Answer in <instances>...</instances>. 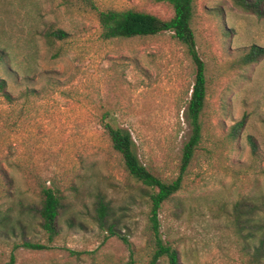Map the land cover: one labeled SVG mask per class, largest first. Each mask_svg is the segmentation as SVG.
<instances>
[{
  "label": "rangeland",
  "instance_id": "obj_1",
  "mask_svg": "<svg viewBox=\"0 0 264 264\" xmlns=\"http://www.w3.org/2000/svg\"><path fill=\"white\" fill-rule=\"evenodd\" d=\"M245 2H260L261 14L235 0L194 1L207 79L202 136L158 216L179 264H264V55L241 63L264 51V0ZM109 10L173 16L154 0H0V264H148L153 255L148 198L104 124L128 130L141 163L175 180L195 67L171 32L103 40L98 15ZM50 30L66 38L49 46ZM48 189L67 204L52 239L35 216ZM97 191L119 222L116 236L93 220Z\"/></svg>",
  "mask_w": 264,
  "mask_h": 264
},
{
  "label": "trees",
  "instance_id": "obj_2",
  "mask_svg": "<svg viewBox=\"0 0 264 264\" xmlns=\"http://www.w3.org/2000/svg\"><path fill=\"white\" fill-rule=\"evenodd\" d=\"M157 3H167L173 9V16L168 20H162L154 15L134 10L127 11H105L99 12L98 18L101 27V37L103 40L132 39L138 37L156 36L161 33L171 32L178 43L185 47L186 52L195 67V80L192 85L190 100L185 110L186 120L191 129L189 140L183 147L180 162V173L178 177L166 182L154 175L144 166L137 153L135 142L128 130L104 124V129L108 135L112 149L121 157L124 168L128 175L143 186L141 191L147 196L149 203V230L154 247L153 255L148 264H155L161 257L166 256L170 264H179L175 250H172L161 238L159 232L158 216L162 206L170 201L182 187L183 176L189 168L196 149L201 141L202 127L200 122L201 114L204 110L207 91V79L205 64L200 58L191 27L194 15L195 0H154ZM238 7L245 11H251L257 15L261 12L260 2L249 5L245 0H235ZM46 43L53 45L54 41H62L66 38V33L62 30L47 31L43 34ZM0 52V62L3 60ZM264 55V51L253 48L252 52L241 59L245 66L259 61ZM3 82H0L2 87ZM243 121L239 122L234 130L235 137ZM94 216L93 220L98 227L110 236H116L119 222L115 219L110 203L106 200L105 194L101 191L94 192ZM41 205L35 210V216L39 219L41 229L48 235L49 239L54 238L57 231V222L60 215L67 210V204L63 197L56 191L48 189L43 191ZM237 209V207H235ZM240 209V207H239ZM125 244L128 241L120 238ZM24 248L43 249L39 245H33L24 241ZM122 264H135L133 259Z\"/></svg>",
  "mask_w": 264,
  "mask_h": 264
}]
</instances>
